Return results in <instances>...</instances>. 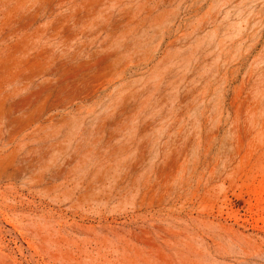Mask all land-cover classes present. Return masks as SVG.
<instances>
[{
    "label": "rangeland",
    "instance_id": "1",
    "mask_svg": "<svg viewBox=\"0 0 264 264\" xmlns=\"http://www.w3.org/2000/svg\"><path fill=\"white\" fill-rule=\"evenodd\" d=\"M0 77V264H264V0H0Z\"/></svg>",
    "mask_w": 264,
    "mask_h": 264
},
{
    "label": "bare ground",
    "instance_id": "2",
    "mask_svg": "<svg viewBox=\"0 0 264 264\" xmlns=\"http://www.w3.org/2000/svg\"><path fill=\"white\" fill-rule=\"evenodd\" d=\"M21 4V3H20ZM18 8V7H17ZM15 9H16V7H15ZM8 20V19H7ZM5 21H6V19H5ZM4 21V22H5ZM5 24V23H4ZM3 25V24H2ZM13 50V49H12ZM11 50V51H12ZM8 53V52H7ZM10 53V52H9ZM9 55V54H8ZM7 56V55H6ZM2 57V56H1ZM4 57V56H3ZM9 61V60H8ZM13 62V61H12ZM18 63H19V61H18ZM6 64V63H5ZM11 67V66H10ZM16 67H17V65H16ZM35 67H37V66H35ZM5 69V68H4ZM31 69V68H30ZM8 70V69H7ZM28 71V70H27ZM7 72V71H6ZM28 72H30V71H28ZM33 73V72H32ZM57 73H59V72H57ZM98 73V72H97ZM70 74V73H69ZM1 78V77H0ZM56 79H57V77H56ZM42 93H43V91H42ZM3 105V104H2ZM5 106V105H4ZM5 109V108H4ZM254 135H255V133H254ZM253 136V135H252ZM253 142V141H252ZM237 147V146H236ZM239 150V149H238ZM239 155V154H238ZM8 158V157H7ZM10 158V157H9ZM5 163H6V158H5Z\"/></svg>",
    "mask_w": 264,
    "mask_h": 264
}]
</instances>
